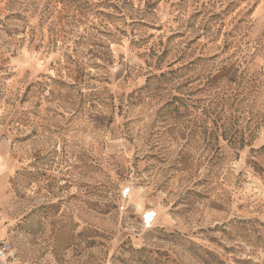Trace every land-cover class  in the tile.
Returning a JSON list of instances; mask_svg holds the SVG:
<instances>
[{
    "label": "rangeland",
    "instance_id": "374dc122",
    "mask_svg": "<svg viewBox=\"0 0 264 264\" xmlns=\"http://www.w3.org/2000/svg\"><path fill=\"white\" fill-rule=\"evenodd\" d=\"M2 239L264 264V0H0Z\"/></svg>",
    "mask_w": 264,
    "mask_h": 264
},
{
    "label": "built area",
    "instance_id": "2783aa9c",
    "mask_svg": "<svg viewBox=\"0 0 264 264\" xmlns=\"http://www.w3.org/2000/svg\"><path fill=\"white\" fill-rule=\"evenodd\" d=\"M0 264H26L21 260L14 243L8 239L0 240Z\"/></svg>",
    "mask_w": 264,
    "mask_h": 264
},
{
    "label": "bare ground",
    "instance_id": "6f19581e",
    "mask_svg": "<svg viewBox=\"0 0 264 264\" xmlns=\"http://www.w3.org/2000/svg\"><path fill=\"white\" fill-rule=\"evenodd\" d=\"M153 214H151V213H147V219H148V221L150 222L151 220H152V218H153Z\"/></svg>",
    "mask_w": 264,
    "mask_h": 264
}]
</instances>
